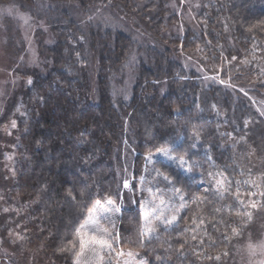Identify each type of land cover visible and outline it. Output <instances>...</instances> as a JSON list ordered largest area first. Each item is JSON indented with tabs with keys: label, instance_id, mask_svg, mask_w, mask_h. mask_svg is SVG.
<instances>
[{
	"label": "trees",
	"instance_id": "obj_1",
	"mask_svg": "<svg viewBox=\"0 0 264 264\" xmlns=\"http://www.w3.org/2000/svg\"><path fill=\"white\" fill-rule=\"evenodd\" d=\"M111 1L162 43L146 38L140 44L122 28L86 19V10L82 16L67 6L60 9L63 4L52 5L57 11L46 17L53 39L48 46L41 43L44 62L24 90L25 116L18 126L14 188L27 241L43 246L49 264H75L77 228L94 201L112 198L121 206L118 244L139 251L148 264H229L242 221L228 196L207 193L198 203L188 201L176 225L143 240L137 190L148 153L173 147L191 160L195 136L245 174L253 171L252 150L264 158V126L241 88L254 90L261 77L252 71L237 74L229 88L194 79L199 72L185 66L187 57L200 55L197 46L245 58L257 44L263 60L264 0H204L200 33H187L182 40L166 32L176 19L168 0ZM180 43L182 52L176 49ZM213 104L227 120L238 110L233 128L222 126L223 138ZM247 115L252 120L245 125ZM237 126L247 135L233 147L228 128L236 135ZM153 166L188 200L196 193L180 170ZM124 176H129L126 191ZM194 215L205 224L196 226Z\"/></svg>",
	"mask_w": 264,
	"mask_h": 264
},
{
	"label": "rangeland",
	"instance_id": "obj_2",
	"mask_svg": "<svg viewBox=\"0 0 264 264\" xmlns=\"http://www.w3.org/2000/svg\"><path fill=\"white\" fill-rule=\"evenodd\" d=\"M59 4H63L59 6L60 9L67 6L72 12L76 11L82 16L85 15L84 10H86V19L95 24H108L122 28L140 44H143L146 38L152 39L154 43H162L159 38H156L157 40L151 38L148 29L141 21L134 16L128 17L111 0L105 4L94 0H83V6L80 0H34L31 4L20 0L0 1V264H49L43 253V246H30L27 241L26 230L18 220L23 212L17 205L18 194L14 187L19 158L18 126L25 116L23 93L26 87L30 86L29 81L32 82L33 73L40 70L44 62L45 56L40 52L41 43L48 46L53 39L46 14L55 13L56 7L52 5ZM168 5L176 16L166 31L169 32L170 38L182 40L187 33L196 35L200 33V13L204 0H168ZM257 47V44L253 45L250 55L244 58L227 56L211 49L204 52V49L197 46V49H200V55L187 57L185 66L188 69L193 67L199 72V75H194V79L199 77L210 85L218 84L229 88H234L237 74L242 76L252 71L254 75L261 77L257 79L254 90L242 86L241 88L242 93L246 92L245 95L252 102L264 126V59L261 60L257 54L256 51L259 49ZM181 48V43L176 45V49L182 52ZM216 50H218L217 47ZM213 52H216L217 56ZM239 55L242 56V53ZM218 108L216 104H213L211 111L220 121L217 127L223 138L226 131L222 129V126L229 124L233 128L232 122L238 120L233 114H236L238 110L234 108L233 113L229 114L231 120H227L225 113L220 112L221 109ZM249 120L252 118L247 115L245 125L249 123ZM13 121H15V127H12ZM231 128H228V136L232 141L231 146L233 144L234 147L238 141L246 139L247 131H244V127L243 132L239 133L241 131L237 126L235 135ZM202 140L200 136L194 137L192 144L194 153L191 160L183 157L184 155L174 153L173 147H161L145 156L147 168L137 190L140 216L138 231L141 233V238L153 239L161 229L176 225L188 201L196 200L198 203L204 194L218 193L220 196H228L233 201V207L237 210L235 213L242 221L240 223L242 227L235 230L238 239L233 245L234 251L229 264H264V183L262 180L264 172L261 168V166L264 167V158L257 154L256 149L252 150L250 158L251 162H254L253 171L245 174L236 170L234 164L215 157L210 143L207 144ZM165 148L170 150V155L177 161L183 157L185 163L182 167H175L154 155ZM149 157H152L155 162H152ZM154 163L180 170L192 184L196 185V193L188 200L186 194L179 190L171 179L164 174L157 175ZM121 187L125 191L129 188V176L122 178ZM96 202L91 204L90 209L93 210L88 209L83 222L77 228L85 226L81 229V236L91 247H86L81 252L80 237L76 236L77 252L73 262L75 264H148L139 251L123 248L118 244L116 224L120 215V203L112 198L101 200L98 204ZM196 216L194 215L193 218L196 226L205 224L206 220L203 217L195 218ZM96 228L107 230L108 235L95 232L96 238L104 241L103 248L99 244L92 245ZM150 229L152 231L149 234ZM38 257H41L40 261Z\"/></svg>",
	"mask_w": 264,
	"mask_h": 264
},
{
	"label": "snow or ice",
	"instance_id": "obj_3",
	"mask_svg": "<svg viewBox=\"0 0 264 264\" xmlns=\"http://www.w3.org/2000/svg\"><path fill=\"white\" fill-rule=\"evenodd\" d=\"M29 83H31V81H29ZM16 124H15V121H13L12 123V127H15ZM155 156H159L162 158V161H167L169 164L175 166V167H182L183 164L185 163L183 157H181L179 159V161L176 160L175 157H172L170 155V150L165 148V149H162V150H159L157 153L154 154ZM149 159L152 161V162H155L154 160H152V157H149ZM157 175H163L162 173L159 172V170H157ZM166 180L168 179L166 176L164 177ZM125 186L127 187V184H125ZM97 204L99 203V201L96 202ZM109 203H111V201H109ZM93 209H89V211H92ZM146 219V218H145ZM157 219H159V217H157ZM85 226H81L80 229H77L76 231V236L77 237H80V240H79V245H80V249H81V252H83V250L86 248V247H91V245H89L88 242H86L82 236H81V229H83ZM152 229L149 230V234L151 233ZM95 232H100V233H103L105 235H108L107 233V230L106 229H99V228H96L95 231H94V235H93V241H92V245H95V244H99L102 248L105 246V243L103 240L101 239H97L96 236H95ZM70 244L73 243L72 241L69 242ZM75 245L73 244V247ZM108 247H111L110 245H107ZM92 250L94 251V247L92 248Z\"/></svg>",
	"mask_w": 264,
	"mask_h": 264
}]
</instances>
